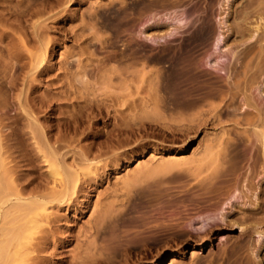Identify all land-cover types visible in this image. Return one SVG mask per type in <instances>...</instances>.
I'll return each instance as SVG.
<instances>
[{"label":"bare ground","instance_id":"obj_1","mask_svg":"<svg viewBox=\"0 0 264 264\" xmlns=\"http://www.w3.org/2000/svg\"><path fill=\"white\" fill-rule=\"evenodd\" d=\"M183 1L134 0V5L116 9L111 21L116 22L117 33L113 40H101L102 47L105 42L116 45L123 27H136L152 6ZM235 2L225 0L226 48H218L214 22L220 0L204 4L190 0L189 14L197 13V18L179 40L154 45L136 39L113 56L119 63L112 65L85 61L88 58L80 57L84 49L82 53L80 49L61 51L64 58L59 65L55 63L59 71L55 78L47 79L48 86L61 88H47L43 93H37L36 83L54 65L49 59L51 22L36 20L31 22V30L28 23L12 24L20 37L10 29L12 17L2 23L0 264H143L142 257L136 256L149 251L150 241L158 245L168 240H176L179 248L168 264L178 263L189 238H206L217 225L202 235L179 222L160 221L151 229L135 214L164 194L162 179L144 183L133 194L130 191L148 178L182 170L195 180L188 190L198 188L210 195L211 201L199 210L213 209L221 213L220 220L241 227L240 238L208 259V264L220 258L230 264H264V0ZM23 8L21 15L33 10ZM2 13L0 22L7 21ZM74 56L75 69L70 61ZM94 65L97 86L93 88L97 93L101 90L97 96L88 79V68ZM14 67L17 70L12 73ZM58 105L71 108L60 109L63 115H57L55 124L42 122L46 108ZM99 122L106 123L104 129L95 125ZM217 128L219 132L206 139L199 157L140 165L131 180H123L127 201L122 206L114 208L111 201L97 210L80 234L60 235L58 222L66 217L60 210L75 211L86 205L93 184L119 165V159H108V154L118 153L115 149L124 142L136 140L140 145L139 134L156 130L164 137L187 142L199 131L207 134ZM82 137L92 140L81 145ZM43 165L47 168L38 171ZM185 199L192 197L180 201ZM197 217L194 222H199ZM72 240L76 244L67 248ZM59 247L60 254H66L55 261ZM189 264H202V260L192 259Z\"/></svg>","mask_w":264,"mask_h":264},{"label":"rangeland","instance_id":"obj_2","mask_svg":"<svg viewBox=\"0 0 264 264\" xmlns=\"http://www.w3.org/2000/svg\"><path fill=\"white\" fill-rule=\"evenodd\" d=\"M59 1L0 0V8L3 10L4 15L7 16L5 17L7 18V21L2 20L4 22H0V28L4 26L2 23L9 22V16L12 17V19L10 18L12 28L8 23L10 29L13 30L12 33L16 31L13 29V27H18L20 23H28V27L31 30V22L33 23L36 20V22L43 20L51 22L52 28L49 29V34L52 38V46L49 51V59L52 63H54V65L51 67L49 73L42 75L41 79L36 83L37 93H43V91H46L47 88H49L51 91L52 89L53 91L60 90L61 87H55V84L54 86L50 85L51 87L48 86L47 79L49 81V79L55 78V73L59 71L55 66V63L59 65L58 62L64 58V56L60 54L61 51L79 52L80 49V53H82L81 50L84 49V51L82 50L83 53L80 55V57L84 60L88 58L85 61H95L93 62L94 64L96 63L95 65L98 63L108 65L118 64L119 62L115 60L113 56L120 49L132 46L136 39L147 40L154 45L177 41L189 29L190 25L196 21L197 18V13L189 14L188 6L190 0H184L183 2H178L175 5L164 2L161 5L152 6L144 14L136 27H123L124 31L121 33V37L117 39L115 43L116 45H112L110 42V44L105 42V47H102L101 40L105 39L110 41L112 37L113 40L114 35L117 33L116 30H118V27L114 25L116 22L111 21L113 11L122 7L134 5V0ZM200 1H203L202 4H204L207 0ZM243 1L244 0H236L235 3L238 2L240 4ZM18 2L21 5L17 4ZM218 5H216L217 7L215 6L214 13L216 37L218 36L217 38L219 39L218 48H226L224 41L226 40V36L228 35L229 31L226 30L228 26L225 25L223 18L226 14L225 11L228 9H226L225 0H220ZM28 6L29 8L32 7L31 9L33 10L28 9L29 11L25 15L19 14L21 8L24 7L23 9H26ZM5 7L8 8L7 11ZM12 7H14V9ZM9 8H12V11L9 10ZM1 9L0 13H2ZM4 10L6 13L8 12L9 15L8 13L6 14ZM13 13H16V15H13ZM192 16L193 18L191 19ZM25 17L26 19H24ZM252 20L254 23V21H256V17H254ZM12 24L15 26H12ZM5 25L6 29L9 31L8 25ZM26 27L25 29L29 31V28L27 27V29ZM26 30H24V32ZM16 33L17 31L14 34ZM20 34L24 36L23 32ZM20 36L21 35H19V37ZM228 38H230V36ZM76 59L77 56L70 58L73 69L76 68ZM130 61L131 60H128V62ZM204 64H206V61H204ZM95 65L89 66L88 79L90 81V88H92V90H89L92 92L95 90V95L97 96L100 94L99 92H101V90L99 89L100 91L97 93L98 89L96 90L93 88L97 86L94 76ZM151 65L152 67L157 66V64ZM92 68H94V70ZM16 70L17 68L14 67L11 71L14 73ZM88 94L89 96L91 95L90 97L95 96L92 93ZM54 106L53 108H55ZM62 106L59 107L58 105L59 111H57L58 107L55 109H53L52 106V109L47 107L46 113L44 111V113L41 115V121L48 124L50 121L52 124L58 122L57 120L63 115L60 112L65 111L64 109L68 107L66 106L64 108V105ZM69 108L71 107L69 106ZM12 110L13 109L10 110L11 113L14 112ZM110 121L111 119L107 123H110ZM95 125L98 128L104 129L106 123L99 122V124ZM219 130V128L210 129L208 130L207 134L205 131H199L187 142L178 139H171V137H164L160 133H157V130L142 132L139 134L140 136L137 138L141 143L140 145L136 143V140L124 142L123 145L117 148V150L115 149V151H118V153L112 156L111 153L108 154V159H111V157L114 158L116 156L119 159V165L115 169L107 170L104 178L99 181L97 185L93 184L94 188L90 191V198L89 201L85 203L86 205L84 207L78 206L77 210L75 211L74 209H66V207L60 210V213L66 215V217H63L58 222V226L61 230L60 235L74 237L77 234H80L82 227L87 224L88 221L94 220L97 215V210H99L101 206H104L111 201H113L114 208L122 206L123 203L127 201V198L123 195L127 191V189L122 186L123 180H131L134 173L139 169L138 167L140 165H142V167L146 163L154 165L164 161L163 159H176L180 157L197 158L202 153L203 145L206 139L213 137L214 134L219 132ZM91 140V137H82L79 140V144L84 145L89 143ZM98 140H100V138ZM113 163L114 162L111 161V165ZM45 167L47 168V165H43V168H38V171L46 169ZM188 173L182 170V172L173 171L163 175L159 174L160 176L158 175L155 178H148L144 181H141V183H136L133 187H131L132 189L130 188V193L133 194L134 191L132 190L140 188V186L142 187L144 183V185H146L149 182L162 179L160 186L164 190V194L157 198V201L154 202L155 204L146 205L145 211L135 214L139 219L145 220L147 225L151 226V229L153 228L152 225L160 221H164L165 223L179 222L191 232L202 235L204 234L205 230L211 226L217 225L215 231L206 238H189L185 243L186 249L184 254L179 257L178 263H175L189 264L192 259H201L202 264H208V259L212 258L214 255H218L224 248H229L235 242L236 238L241 234V227L236 224H227L220 220L221 213H216L213 209L203 208L202 210H199L200 207L207 205L211 201L210 195L202 193L203 190L198 188L188 190V187L190 186L189 184L195 182L193 176L189 175ZM170 194H172V196ZM114 195L116 197H113ZM186 196H191L192 199L180 201V198H185ZM98 201L100 204L95 206V203ZM136 203H139V200H136ZM226 206V209H229L227 204ZM53 210L55 211V207ZM197 216H199V218ZM196 217L199 219V222H194L193 219ZM195 225L198 226L197 229L195 228ZM239 238H237V240ZM256 238L257 236L254 234L253 239ZM176 242V240H168L167 243L157 245L156 243H152V241H150L148 243L149 251L143 250L136 257L138 259H141L142 257L143 264H168L170 262L171 256L174 255L177 249H179L176 245ZM75 244L76 240H72L71 244L67 248L72 249ZM61 250L62 248L59 247V250H57L58 253L55 255V261H57L59 257H62L64 254H66L65 252L60 254L62 252ZM158 251L159 253H157ZM191 251H193L195 254L191 255ZM261 253L263 256L264 248ZM68 254L69 253H67V255ZM218 261L212 264H230L229 262L227 263V261H225V263L221 258Z\"/></svg>","mask_w":264,"mask_h":264}]
</instances>
